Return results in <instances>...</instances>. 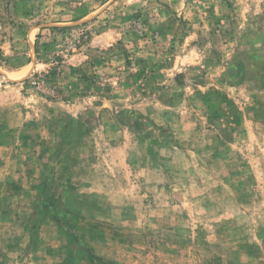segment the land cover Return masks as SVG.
I'll list each match as a JSON object with an SVG mask.
<instances>
[{
    "label": "rangeland",
    "instance_id": "rangeland-1",
    "mask_svg": "<svg viewBox=\"0 0 264 264\" xmlns=\"http://www.w3.org/2000/svg\"><path fill=\"white\" fill-rule=\"evenodd\" d=\"M0 264H264V0H0Z\"/></svg>",
    "mask_w": 264,
    "mask_h": 264
}]
</instances>
